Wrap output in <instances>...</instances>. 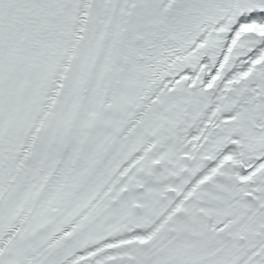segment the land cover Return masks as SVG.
I'll return each instance as SVG.
<instances>
[{"label":"snow or ice","instance_id":"6c2138e0","mask_svg":"<svg viewBox=\"0 0 264 264\" xmlns=\"http://www.w3.org/2000/svg\"><path fill=\"white\" fill-rule=\"evenodd\" d=\"M0 264H264V0H0Z\"/></svg>","mask_w":264,"mask_h":264}]
</instances>
